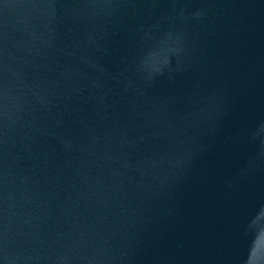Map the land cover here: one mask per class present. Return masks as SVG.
Wrapping results in <instances>:
<instances>
[{
    "label": "water",
    "instance_id": "95a60500",
    "mask_svg": "<svg viewBox=\"0 0 264 264\" xmlns=\"http://www.w3.org/2000/svg\"><path fill=\"white\" fill-rule=\"evenodd\" d=\"M0 264H264V0H0Z\"/></svg>",
    "mask_w": 264,
    "mask_h": 264
}]
</instances>
